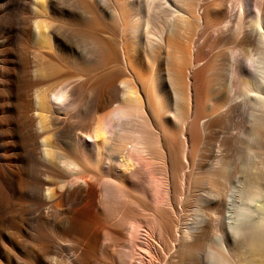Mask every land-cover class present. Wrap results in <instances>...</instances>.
I'll return each mask as SVG.
<instances>
[{
  "label": "bare ground",
  "instance_id": "6f19581e",
  "mask_svg": "<svg viewBox=\"0 0 264 264\" xmlns=\"http://www.w3.org/2000/svg\"><path fill=\"white\" fill-rule=\"evenodd\" d=\"M0 7V264H264V0Z\"/></svg>",
  "mask_w": 264,
  "mask_h": 264
},
{
  "label": "rangeland",
  "instance_id": "374dc122",
  "mask_svg": "<svg viewBox=\"0 0 264 264\" xmlns=\"http://www.w3.org/2000/svg\"><path fill=\"white\" fill-rule=\"evenodd\" d=\"M19 5H20V3L18 1L16 6L19 8L20 7ZM91 11H93V10H91ZM4 16H7V12H6L5 8L0 7V19L2 17H4ZM98 26H99L101 32H104V31L108 30V28L100 20H98ZM19 57L23 59L24 63L25 62L27 64L29 63L30 67H33V69L38 70V72H40L41 74L42 73L45 74V75L49 74V76L52 74L51 76H54L53 77L54 79L49 84H53V83L55 84V83L61 82V81H63L65 79V76L63 75V70L65 69L64 64H63V62H64L63 61L64 60L63 56H58L57 59H54V58H49L47 55H45L42 52H40L38 54H32V55L29 54V55H27L25 52H20L18 50V48L16 46H14L13 47V52H12V55H11L10 59L16 60ZM57 73H59V74H57ZM19 75H20L19 76L20 83L24 84L25 73L22 72ZM70 77L72 79H74L76 76L74 75V73H70ZM88 84L90 85L91 82H89ZM2 90L3 89H1V86H0V91H2ZM24 104H25L24 99H22V98L19 99L18 100V106H15L12 109L13 112L11 111L9 113L10 117L17 124H19V123H21L23 121V119L21 118V111H22V107L24 106ZM32 113L35 114V111H32ZM90 117H93V115L90 114ZM0 153H1V151H0Z\"/></svg>",
  "mask_w": 264,
  "mask_h": 264
}]
</instances>
